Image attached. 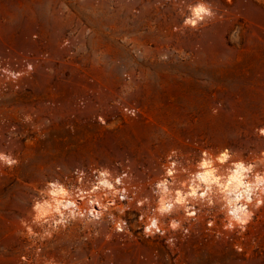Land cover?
<instances>
[{
  "label": "rangeland",
  "instance_id": "374dc122",
  "mask_svg": "<svg viewBox=\"0 0 264 264\" xmlns=\"http://www.w3.org/2000/svg\"><path fill=\"white\" fill-rule=\"evenodd\" d=\"M180 1L183 10L175 14L168 0H0V52L19 54L32 43L36 15L47 29L59 28L49 24L51 15H84L101 29L104 61L118 56L121 72L137 67L133 80L120 81L121 101L139 107L135 117L116 114L106 124L83 114L36 129L25 121L38 120L34 89L0 92V152L15 159L0 162V264L229 263L224 242L203 233L211 217L241 226L218 202L195 205V219L187 216L174 228L170 216L162 218L164 234L144 232L143 223L155 205L152 186L173 161L192 168L202 152L226 150L233 160H255L264 168V0ZM196 1L213 7L218 19L196 28L185 24ZM57 37L50 35L53 48ZM102 70L112 73L108 65ZM98 168L113 177L127 170L133 199L111 203L94 221L70 218L43 232L31 205L46 183L87 188ZM75 169L83 171L81 181ZM141 198H147L144 207L136 205ZM261 200L253 211L264 208ZM116 220L126 222L124 231H117ZM168 236L175 238L165 241Z\"/></svg>",
  "mask_w": 264,
  "mask_h": 264
},
{
  "label": "built area",
  "instance_id": "2783aa9c",
  "mask_svg": "<svg viewBox=\"0 0 264 264\" xmlns=\"http://www.w3.org/2000/svg\"><path fill=\"white\" fill-rule=\"evenodd\" d=\"M44 24V17L36 15L32 43L22 46L21 53L0 52V92L9 87H21V93L32 89L35 91L32 114L38 120L26 118L28 125L34 127L35 124L36 129H44L57 117H79L83 114L106 124L109 123L108 117L116 114L135 117L139 113L137 105L121 101L120 80L131 81L135 73L129 70L121 72L118 56H112L107 62L100 56L98 38L101 29L84 15H51L49 24L59 26L57 29L44 28ZM53 33L58 35L54 40L55 48L51 46L50 35ZM137 52L140 54V50ZM107 65L112 67V73L106 74L102 70ZM7 81H12L13 86L7 87ZM92 174L95 176L94 171ZM74 175L80 181L84 178L83 171L78 169L74 170ZM120 175L126 178L128 171L123 170ZM135 193L126 192L128 198L124 201L132 200ZM146 200L141 198L136 205L144 207L145 202L148 204ZM262 206L263 203L242 228H224L219 220L212 217L203 227L205 239L224 242L230 252L228 264H264ZM195 216L190 218L194 220ZM181 233L187 235V228ZM174 238L168 236L165 241Z\"/></svg>",
  "mask_w": 264,
  "mask_h": 264
},
{
  "label": "bare ground",
  "instance_id": "6f19581e",
  "mask_svg": "<svg viewBox=\"0 0 264 264\" xmlns=\"http://www.w3.org/2000/svg\"><path fill=\"white\" fill-rule=\"evenodd\" d=\"M156 1L163 3L165 0ZM168 1L173 2L175 14L183 10L180 0ZM218 16L213 7L205 2L196 1L189 6L184 22L196 28L217 20ZM173 28L181 31L184 29L177 26ZM136 50L139 49L134 48V51ZM132 67L133 70L130 72L136 73L137 67L134 65ZM8 73L14 75L9 71ZM8 86H13L12 81H7ZM260 131L264 132V130ZM231 157L226 150L221 151L217 156L202 152L197 164L192 168L184 166L178 168L174 161L166 166L163 175L152 186L155 205L145 211L147 218L143 223L144 232H165V229L160 227L162 218L170 216L168 227L174 228L186 221L187 216L190 218L196 215L195 205L201 208L216 202L225 210L228 218L241 225L230 224L222 219L223 227L242 228L256 211L251 207H257L264 198V168H259L255 160H233ZM3 161L11 164L15 159L7 153L0 152V162ZM92 171L95 176H92L87 188H83L81 182L71 188L58 180L46 183L43 191L31 205L32 219L43 227V232L49 233L50 226L65 225L70 218L82 217L84 220L94 221L104 215V210L110 207L108 205L111 203L117 205L119 201L128 198L126 192L129 193L131 190L124 177L120 174L111 176L107 168ZM177 173L186 175L176 180ZM106 194L109 195V199L103 197ZM178 211H182L180 217H171ZM108 214H110L109 210ZM124 223L122 220H116L117 231H124L126 225ZM27 229L32 231L29 226Z\"/></svg>",
  "mask_w": 264,
  "mask_h": 264
}]
</instances>
